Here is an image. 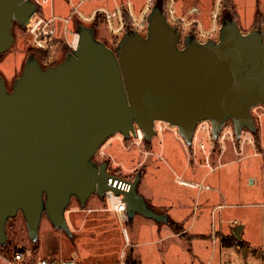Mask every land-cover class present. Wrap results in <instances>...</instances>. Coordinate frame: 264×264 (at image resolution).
Segmentation results:
<instances>
[{"label":"water","instance_id":"95a60500","mask_svg":"<svg viewBox=\"0 0 264 264\" xmlns=\"http://www.w3.org/2000/svg\"><path fill=\"white\" fill-rule=\"evenodd\" d=\"M37 8L34 0H0L1 54L15 42L13 24L25 27ZM146 20L144 31L126 29L115 47L97 37L92 22H80L77 46L60 61L43 67L30 53L12 90L0 75V245L19 212L32 241L45 214L72 235L71 199L85 206L108 190L123 195L129 220L141 214L168 222L140 193V171L129 179L94 159L116 133L128 139L139 126L150 141L161 120L190 146L203 120L211 122L214 139L227 124L238 139L245 128L256 132L251 110L264 104V30L244 32L225 9L216 35L182 37L163 0L152 3ZM243 227L232 228L239 240Z\"/></svg>","mask_w":264,"mask_h":264},{"label":"rangeland","instance_id":"374dc122","mask_svg":"<svg viewBox=\"0 0 264 264\" xmlns=\"http://www.w3.org/2000/svg\"><path fill=\"white\" fill-rule=\"evenodd\" d=\"M81 1L54 0V10L60 16H67L72 11H82L88 16L100 6L113 8L108 0ZM118 1L125 5L128 4V0ZM130 1L134 13L139 16L140 8L150 0ZM186 1L192 3L199 0ZM163 2L164 9L167 11L172 3L169 0H163ZM235 2L236 6L231 11L234 12L233 15L244 32L249 31L248 28L251 25H253L252 28L258 27L264 30V0H234ZM218 7L216 8L218 15L213 22L216 20V23L220 25L225 8L222 4ZM172 8L178 16L173 5ZM258 9L262 10V14L257 15L255 20ZM209 12H205L206 19L211 18ZM178 17L179 20H171V22L179 27L182 37L188 33H195L202 39L216 35V33H208L214 26L210 31H203L198 19ZM79 22L85 21L80 20ZM130 22L132 23V20ZM130 22L128 20V26ZM101 23V19H97L91 25L96 26L97 37L112 47H115L122 33L130 28L127 27L122 31L116 42L111 35L108 36V30ZM76 25L74 24L75 27ZM209 28L208 26L207 29ZM13 31L16 40L12 47L0 57V70L8 76L32 53L30 50L33 51L26 48L30 44V37L23 32L21 27L14 25ZM203 32L207 34L202 35ZM63 52L57 48L53 57L47 61L51 62L54 59H57V62L60 61L65 56ZM3 63L7 67H3ZM263 111L264 104L251 110L256 127L259 125V115ZM261 122L263 126L261 147L256 146L253 133L247 129H244L241 138L238 139L235 133L225 141L219 138H213L212 141L210 131L200 130L194 143L188 146L175 126L158 120L156 121L157 132L152 140H147L148 144L145 138L137 141L133 136L126 139L122 134L116 133L101 145L94 156L97 162L109 161V170L122 177L133 179L140 171L142 178L139 187L143 185L144 189L156 191L164 189L180 196L193 195L201 188L183 185L179 183V178L199 180L201 175L208 172V178L204 183L218 195L224 220L230 221L233 218L235 225L239 223L244 225L241 244L226 246L221 243V238L214 240V236L222 235L224 238L226 235L234 237L235 235L230 222L225 223L221 231L220 229L212 230L213 220L215 219L217 223L220 220L219 212L214 215L215 218L213 217L212 206L210 209H205L199 204L190 202L189 206L179 211L180 224L183 227L182 234L177 233L173 226L169 227L167 224L153 231L140 220L136 221L133 226L129 219L120 221L118 215L107 209V200L93 194L85 206H82L76 197L71 199L66 216L72 235L54 227L45 214L40 224L39 237L37 241H32L22 212L9 219L8 242L4 245L6 248L0 245V264H9L8 261L13 258L16 251H21L19 248H23L25 258L18 264H35L39 257L55 260L74 258L77 264H125L130 251L134 256L136 253L139 255L142 264H220L223 259L233 264H264V112L261 115ZM231 127L227 124L224 132ZM239 142L245 145L241 153L233 148L234 146L239 148ZM149 150L153 152L151 155L147 152ZM223 151L224 153L220 156ZM194 153L203 165L197 166L194 173L191 172L193 165H190L188 172L182 173L187 160ZM140 161H142V166L128 170ZM162 182H166V185ZM221 192L228 195L227 202L222 200ZM169 205H172L171 212L181 209L176 202ZM81 210L83 212H80ZM123 227H126L130 240L126 239L122 231ZM76 248L87 259L74 257L72 254ZM48 252L51 253L50 256Z\"/></svg>","mask_w":264,"mask_h":264},{"label":"built area","instance_id":"2783aa9c","mask_svg":"<svg viewBox=\"0 0 264 264\" xmlns=\"http://www.w3.org/2000/svg\"><path fill=\"white\" fill-rule=\"evenodd\" d=\"M37 4V11L30 18L29 23L23 28V32L30 37V43L35 49L45 50L50 47H54V39L60 38L63 43L72 48H75L78 43L79 34L74 26L75 18H79L85 22H94L98 14H104L103 24L108 30V36L111 35L113 39L117 38L122 31L126 28L124 26V6L117 5V7L111 9L109 7L100 6L98 9L93 10L90 15H85L82 11L74 12L72 11L67 16H60L54 10V0H34ZM85 1V0H82ZM81 1V2H82ZM154 0H150L149 3L144 8L141 15L137 16L132 9L131 4L128 2L127 10L131 16L133 28L144 31L147 26L146 15L150 10ZM169 20H179V17L175 15V11L172 5L169 6L166 11ZM218 12L214 13V18H216ZM100 24V25H101ZM102 26V25H101ZM100 28V27H99ZM219 25L214 21L213 29L208 33H218ZM207 33H202L205 35ZM156 126V125H155ZM157 128V126H156ZM200 130L210 131L211 140L213 141V136L211 132V122L209 120L200 121L197 125L196 134ZM137 135L133 136L137 141H141L144 138V133L139 126H136ZM235 131L233 127L228 131L224 132V129L219 134V139L225 141L230 135L234 136ZM196 137V135H195ZM111 182L112 179L110 178ZM179 183L196 188H210L209 185H205L204 182H193L183 179H178ZM117 185V180L114 182ZM120 188L127 189V184L120 181ZM107 209L115 212L121 221L128 220L127 217V203L123 200V195H116L112 190L106 192ZM233 221V220H232ZM234 222V221H233ZM216 231V230H215ZM123 233L127 240H129V235L126 227H123ZM215 238H221V243L223 244V237L214 236ZM214 238V239H215ZM25 258V253L23 251H18L14 254L13 258L9 260V264H18L21 260ZM35 264H77L74 258H65L60 260H55L46 257H39ZM220 264H233L229 260H222Z\"/></svg>","mask_w":264,"mask_h":264},{"label":"crops","instance_id":"0c3cea01","mask_svg":"<svg viewBox=\"0 0 264 264\" xmlns=\"http://www.w3.org/2000/svg\"><path fill=\"white\" fill-rule=\"evenodd\" d=\"M169 1H171L173 7L176 9L178 16L185 17V18L186 17H193V18L198 19L201 26H202L203 31H210L211 28L214 26V22H213L214 13H215L218 5H221V3H222V0H199L196 2H192V3L188 2L186 0H169ZM108 2L111 3L110 6H112L113 8L117 7V5L126 6L125 3H119L118 0H108ZM128 2L132 6V2L130 0H128ZM232 2H233V8L232 9L234 10V8L236 6V2L234 3V0H232ZM147 4L148 3H145L140 8L141 13L143 12V10ZM105 7H108V6H105ZM109 8H111V7H109ZM113 8H111V9H113ZM132 9H133V7H132ZM206 11H210L209 16L211 18L206 19V17L204 16ZM261 11L262 10L258 9L255 20L257 19L258 12H260V14H262ZM141 13H140V15H141ZM206 26H207V28H208V26L210 27L209 30L206 28ZM252 26L253 25H251L248 29H252ZM263 112H261L259 115V125L257 126L258 133L260 136V141L258 143L255 142L256 146L258 145L259 147L262 146V133H261V131H262L263 126H262V122H261V115ZM163 129H164V126L162 127V130ZM197 135L198 134H196V136ZM239 144H240L239 148H237L234 145H233L234 146L233 148L235 150H237L238 153H241L242 150L245 148V145H243L242 142H239ZM205 150H206V148H205ZM224 151L220 154V156L224 153ZM147 152L149 153V155H151V153H153L152 150H149ZM263 152H264V150H263ZM206 157H208V156H206ZM208 159L209 158H207V160ZM190 165L194 166V167L192 166V169H191V172L194 173L197 170V166H201V165H203V163L198 158H196V154L194 153V155L192 154V156H190L189 159L187 160L186 167L183 169L182 173H187L189 170L188 166H190ZM139 166H142V161L138 162L135 166L128 168V170L131 171V170H133ZM207 173H204L203 175H201L199 180H188V181L205 182V180L208 178ZM143 180H144V173H143ZM162 183L164 185H166V182L165 183L162 182ZM188 187H190V186H188ZM191 188H196V187H191ZM204 189H206V191ZM139 191H140V193H142L144 195V197L147 199L149 204L152 205L157 211L166 213L170 219H172L176 222L180 223V220H181V218H180L181 214H178V212L181 211L182 209L186 208L187 205L189 206L190 202H194L196 204H199L200 206H202V208H205V209H210V207L212 206L213 208L211 210V213L213 214L214 218H215L214 215L217 214V212H219V219L220 220L218 223L215 219L213 220L212 230L218 231L220 229V231H221L223 229V225L225 223H229V222H230V225L231 224L233 226L235 225V220H233V218H232V220L234 222L232 220H230V221L224 220L223 212H221L222 204L220 202H218L219 201L218 195L214 191H212L210 188L198 189L197 191H195V193H193V195H189V196L188 195H181L180 196V195L175 194V193L167 192L164 189L161 191L160 190L156 191L153 189L147 190L146 188L144 189L143 185H141L139 187ZM220 194H221L222 200L224 202H227L226 200H228V195L226 193H223V192H221ZM173 202L178 203V206L181 209H178L177 211L173 210V212H171L170 209H171L172 205H169V204L173 203ZM80 212H83V210H81ZM113 213L116 214L115 212H113ZM169 214H171L172 216L170 217ZM138 220H140L143 224L148 225L153 231H155L156 229H161V227H163L165 224H167V226L171 227V225L169 223H160L159 221H156V220L149 218V217H145L141 214H136L134 216L133 221H131L132 226ZM120 221H121V219H120ZM189 228H190V226L188 227V229ZM184 230L186 231V228H184ZM242 233H243V231H242ZM134 236L136 237V234H134ZM242 238H243V235H242ZM217 239L219 240V238H215L214 240H217ZM50 254L51 253L48 252L49 256H50ZM72 255L74 257L87 259V257L84 256L80 252V250L77 248H76V251L74 250ZM135 256L140 260L139 255L137 253ZM140 262H141V260H140Z\"/></svg>","mask_w":264,"mask_h":264},{"label":"trees","instance_id":"16d2710c","mask_svg":"<svg viewBox=\"0 0 264 264\" xmlns=\"http://www.w3.org/2000/svg\"><path fill=\"white\" fill-rule=\"evenodd\" d=\"M221 4L224 6L225 9H232L233 8L232 0H222ZM258 15L260 16V12H258ZM124 17H125L126 22H128V20L130 22L131 16L127 10V6H124ZM97 19L98 20L101 19V21L103 22L105 19L104 14H98L96 21H97ZM79 21H80L79 18H75L74 24L80 23ZM99 23L100 22H98V24ZM96 25H97V22H96ZM95 28H96V26H95ZM114 40L117 42V38H115ZM57 48L64 51L63 54H66L68 51H70V47H68L66 44H64L62 39H60V38L54 39V47H50V48L45 49V50H39V49L33 48V51H34L35 55L38 57V59H40L42 61H47L53 57L55 50ZM56 62H57V59H54L51 62L47 61V63H49V65L55 64ZM253 136L255 138L256 143H258L260 141L258 129L256 132L253 133ZM145 142L147 144L149 143L146 139H145ZM105 199H106V197H105ZM168 223L175 228L177 233L181 232L183 234V232H182L183 227L179 222H176V221L169 218ZM223 244L226 246H233V245L241 244V240L237 239L236 237H234L232 235H226V237L223 238ZM3 248H6V247L4 246ZM19 250L22 251L23 248H19ZM16 252H18V251H16ZM125 264H141V262L136 256H134L132 254V251H130V252H128V255L126 257Z\"/></svg>","mask_w":264,"mask_h":264},{"label":"flooded vegetation","instance_id":"af4514ba","mask_svg":"<svg viewBox=\"0 0 264 264\" xmlns=\"http://www.w3.org/2000/svg\"><path fill=\"white\" fill-rule=\"evenodd\" d=\"M14 25H19V24L14 23V24H13V27H14ZM19 26H20V25H19ZM124 26H125V28H127V27L132 28L131 26H133V24L130 22V26H128V23L125 21V22H124ZM20 27H21V26H20ZM21 29L23 30L22 27H21ZM127 29H129V28H127ZM13 32H14V31H13ZM15 40H16V38H15ZM26 48H28L29 50H30V49L33 50V46L31 45V43L28 44V46H26ZM30 52H33V51L30 50ZM5 53H6V52H4V53H2V54L0 53V57H2ZM26 58H27V57H26ZM0 59H1V58H0ZM25 60H26V59H25ZM39 62L41 63V65H42L43 67H46V66L49 65V63H47V61H42V60L39 59ZM24 64H25V61H24V62L22 61V62L20 63V65L14 69L15 71H14L10 76H8L7 74L3 73V72L0 70V75L5 79L6 86H7V88H8L9 90H12V88H13V83H14L15 79L21 74V71H22V69H23ZM2 66L4 67V66H6V65L3 63ZM6 67H7V66H6ZM246 129H247V131L250 130L249 128H245V130H246ZM249 132H252V131L250 130ZM252 133H253V132H252Z\"/></svg>","mask_w":264,"mask_h":264}]
</instances>
